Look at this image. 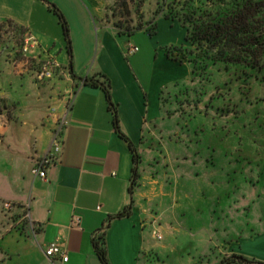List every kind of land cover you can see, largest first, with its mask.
Returning <instances> with one entry per match:
<instances>
[{
  "label": "crops",
  "instance_id": "1",
  "mask_svg": "<svg viewBox=\"0 0 264 264\" xmlns=\"http://www.w3.org/2000/svg\"><path fill=\"white\" fill-rule=\"evenodd\" d=\"M49 1L69 22L76 78L48 5L0 0V22L23 26L42 58L58 66L50 87L41 94L34 84L31 95L25 90L32 77L0 70L1 97L11 94L4 104L19 105L15 116L6 110L0 116V264H102L93 241L132 198V216L112 221L107 229L111 264H202L198 257L212 247L216 260L206 264H219L232 254L255 258L248 252L251 244L264 251V208L259 210L256 201L264 169L244 165L243 157L235 164L228 148L232 139L206 146L193 139L200 148L192 150L182 135L193 133L165 102V90L187 80L186 64L170 58L146 33L119 36L106 24V0ZM139 40L142 48L129 55V46L138 47ZM98 75L111 80L121 130L141 156V186L133 197L129 144L114 128L105 92L84 85ZM51 108L56 111L49 118ZM64 116L63 152L46 179L35 177V160L48 153L56 122ZM178 129L182 135L174 134ZM240 176L254 180L244 185ZM3 202L27 212L16 228ZM53 242L66 251L67 263L46 257Z\"/></svg>",
  "mask_w": 264,
  "mask_h": 264
},
{
  "label": "trees",
  "instance_id": "2",
  "mask_svg": "<svg viewBox=\"0 0 264 264\" xmlns=\"http://www.w3.org/2000/svg\"><path fill=\"white\" fill-rule=\"evenodd\" d=\"M57 18L63 31L66 52L70 58V69H73L74 53L70 25L61 9L49 0H41ZM150 0H113L115 7L139 9ZM153 20L133 26L117 25L114 27L119 36L131 37L137 32H146L150 37L158 34V21L164 19L175 21L185 31L184 44L174 48L182 59L174 58L168 50L169 57L186 64L190 70L191 82L200 85L199 96L206 97L210 87L213 95L205 108L215 110L220 118L234 115H245L250 108L262 107L264 118V0H155ZM122 4V5H120ZM112 10V9H109ZM116 14L113 11L112 18ZM107 22L110 17L106 14ZM20 32L27 30L12 21H5ZM85 86L100 88L105 92L108 109L113 116V125L117 134L130 147L133 157L132 184L130 194L133 197L140 183L141 156L134 143L121 130L118 105L113 100L111 80L105 75L86 79ZM238 95L232 104L214 107L212 104L223 99L226 94ZM203 101L197 100L194 106L198 109ZM259 114V113H258ZM256 114V115H258ZM261 119V117H255ZM260 123V127L264 128ZM248 125L244 124V128ZM134 201L125 210L107 220V224L99 231L93 241L96 255L102 264H111L108 255L107 229L117 219L132 216ZM219 264H264L243 255L232 254L221 260Z\"/></svg>",
  "mask_w": 264,
  "mask_h": 264
},
{
  "label": "rangeland",
  "instance_id": "3",
  "mask_svg": "<svg viewBox=\"0 0 264 264\" xmlns=\"http://www.w3.org/2000/svg\"><path fill=\"white\" fill-rule=\"evenodd\" d=\"M154 2L155 0H150L146 2L145 5L142 6V8L137 9L132 5H129L127 8L115 7L113 5V0H106V14H108V16L110 17V22H107V18L105 19L106 24H109L115 29L114 22L117 25H122L123 27L133 26L139 23L144 24L151 22L153 20V13L155 11ZM113 11L116 14L114 18H112ZM115 31L117 32L116 29ZM144 33L146 32L141 31L137 32L136 35L140 34L142 35L140 37H145ZM152 38L153 39L151 41L157 43L158 47H164L162 51L166 50L168 53V50H170L171 52H173L174 58L182 59L183 56L174 51V48H179L182 44H184L185 38V31L181 28V26H179L177 22L160 19L158 21V34ZM31 41L32 40L30 39L28 33L20 32L13 25H10L6 22H0V70L8 69V72L11 73L9 75H26V77H32L33 83L27 82L25 91H27V93L31 95L33 93V85L35 84L39 88L38 91L43 94L41 89L45 90V88H49L50 82L57 78V71L55 70V67L52 66V63H54L55 61H53V59L49 57L42 58V55L37 51V46L34 49L27 51L26 46L29 42H33ZM141 41L139 40L138 42L139 49L142 48L143 45V41ZM145 51L146 49L143 48L142 52L145 53ZM46 68L51 71L52 77L41 80L40 76ZM190 79L191 74L189 70V76L187 77V80H185L184 82H180L179 85L171 86L164 92L165 102L168 104L170 111H178L179 116L182 120L181 123H186V130L189 129L193 133L190 134L186 131V135H182L181 133L183 131L178 129L174 131V134H177L179 132V134L184 136L186 142L189 143L192 150H199L200 148L195 144V146L191 144L193 142V139L199 138L198 144H202L205 146L215 142V140L217 139H232V143L229 142L230 145H228V148L231 149L230 151H233L232 154L234 153L235 155V164L238 162V159L243 157V160H245V162H243L244 165H249L252 168V166L256 164V166L254 167H256V170H259L257 168V164H259L260 168L262 167L264 169V128H261L259 126L260 123L263 124L262 122L264 119L262 115V107L256 106L254 108H250L245 115L243 114L240 117L235 118L234 115H231L232 117L229 118H220L215 113V110H208L207 108H205L207 105H209L210 96L214 93V91L212 90L213 87H210L209 94L206 97H200L198 95L199 92H201L200 85L198 83H192ZM10 95L11 94L6 92L5 96L1 97L0 94V116L3 115V111L5 110L9 117L12 115L15 116L14 113H16L17 107L19 105L13 104L8 107L6 106V104H4V100L7 99L5 97H10ZM237 99L238 95L236 93L229 95L226 94V102H223V99L221 98L220 101H217L212 105L216 108L222 107L223 105H225V103H235ZM197 100L203 101L198 109L194 106ZM256 116L261 117V119H256ZM244 124L248 125V127L244 128ZM194 130L195 133L193 132ZM178 136L180 135H175V137ZM166 151L167 153H169V148H166ZM39 159L36 158V160L33 159V161L35 160L37 162ZM168 161L172 162V156L169 157ZM151 171L154 172V169H149V173ZM262 173V175L260 174L261 179L259 185L261 186V192L259 194L260 199H256V201L259 202L260 205L257 206L259 210L264 208V170L262 171ZM250 176H252V174H250ZM250 176L248 178L250 179L249 181L254 180ZM243 178L245 182L244 185H249L247 183L248 179L246 177L240 176V179L242 181ZM140 186L141 182L139 183V187ZM2 205L4 211L6 212L5 215L9 217L10 221H12V228H16L20 224L18 219L20 220L21 218H25L27 212H19L20 207L17 208L15 207V204L9 202H3ZM26 222L28 221L26 220ZM251 246L252 247L248 249V252L251 254H255V258L258 259H249H255L264 263V251H260L257 244H251ZM216 251L217 249L212 247V249L209 250L208 255L202 253L201 257H198L197 260L199 262H202V264H206L209 260L215 261Z\"/></svg>",
  "mask_w": 264,
  "mask_h": 264
},
{
  "label": "built area",
  "instance_id": "4",
  "mask_svg": "<svg viewBox=\"0 0 264 264\" xmlns=\"http://www.w3.org/2000/svg\"><path fill=\"white\" fill-rule=\"evenodd\" d=\"M35 47H36L35 43L29 42L28 45L26 46V50L27 51L32 50ZM137 52H139V47H137L135 45L129 46V50H128L129 55L136 54ZM52 66L58 67L55 62L52 63ZM51 77H52L51 71L46 68L42 72L40 79L42 80V79H47V78H51ZM50 111H51V114L49 115V118H51V116L55 113L56 109L51 108ZM66 124H67L66 116L59 118L58 121L56 122V127L53 131L50 149H49L48 153L45 156H43L42 158H40L35 163V165L33 166V168H32L33 176L39 177L41 179H46L49 167L52 164H54V162L61 156V154L63 152V145H64L62 134H63V130H64ZM8 205H10V204H8ZM74 221H75V223H79L78 218H75ZM154 234L158 240L163 239L161 233H159L158 231H154ZM45 255L49 259H52L55 257H60L64 263H67L69 261L68 254L66 253V251L61 247V245L58 242L51 243L47 247V249L45 250Z\"/></svg>",
  "mask_w": 264,
  "mask_h": 264
}]
</instances>
